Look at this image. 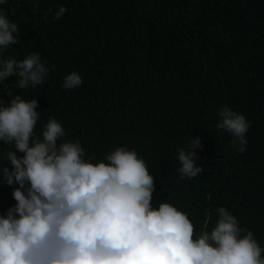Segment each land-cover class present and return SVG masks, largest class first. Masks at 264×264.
I'll return each mask as SVG.
<instances>
[{
    "label": "trees",
    "instance_id": "trees-1",
    "mask_svg": "<svg viewBox=\"0 0 264 264\" xmlns=\"http://www.w3.org/2000/svg\"><path fill=\"white\" fill-rule=\"evenodd\" d=\"M0 9L19 29L0 61L35 52L54 66L35 87L16 88V76L0 83L4 106L7 91L37 100L34 138L51 117L65 133L57 143L79 141L85 160L135 150L154 177L153 207L186 213L194 238L224 207L264 258V0H7ZM73 71L82 83L64 89ZM224 107L250 123L242 154L216 128ZM196 137L203 171L181 179L178 151ZM11 150L23 155L0 141V166ZM14 187L0 182V215L15 204Z\"/></svg>",
    "mask_w": 264,
    "mask_h": 264
},
{
    "label": "clouds",
    "instance_id": "clouds-1",
    "mask_svg": "<svg viewBox=\"0 0 264 264\" xmlns=\"http://www.w3.org/2000/svg\"><path fill=\"white\" fill-rule=\"evenodd\" d=\"M66 11L60 7L53 18ZM18 33L17 24L0 9V50L18 43ZM50 70L54 66L33 52L22 61H0V83L16 76V88L35 87ZM81 83L73 71L62 87L70 90ZM6 94L11 99L7 106L0 100V141L23 155L8 151V163L0 166V182L16 185L15 204L0 215V264H264L253 233L239 227L226 208H218L210 232L194 238L186 213L165 202L153 207L154 177L135 150L122 146L103 161L85 160L79 141L57 143L65 133L51 117L42 139L34 138L37 100ZM218 115L216 128L230 133L231 144L242 154L250 123L227 107ZM201 147L196 137L178 151L181 179L203 171L195 164Z\"/></svg>",
    "mask_w": 264,
    "mask_h": 264
}]
</instances>
